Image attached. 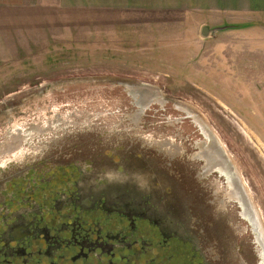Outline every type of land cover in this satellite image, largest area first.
Returning <instances> with one entry per match:
<instances>
[{
	"label": "rangeland",
	"instance_id": "374dc122",
	"mask_svg": "<svg viewBox=\"0 0 264 264\" xmlns=\"http://www.w3.org/2000/svg\"><path fill=\"white\" fill-rule=\"evenodd\" d=\"M204 19L194 13L78 9L58 0L0 2V190L19 165L9 158L2 166L7 150L17 144L14 154L22 156L32 149L30 135L18 143L11 135L49 122L57 128L50 137L59 140L63 132L78 130L77 140L86 146L77 154L114 161L109 136H118L115 123L141 103L146 106L136 132L147 139L137 145H150L141 151L147 160H136L155 166L132 172L141 189H159L153 176L163 174L166 161L153 148L161 134L173 139L180 134V140L185 138L180 149L190 151V142L194 160L216 139L264 233V29L226 28L204 37L203 26H216ZM96 112L104 128L90 124ZM61 119L63 127L56 123ZM79 123L83 132L73 130ZM34 140L53 156L75 147L50 145L40 135ZM61 159L65 163L66 155ZM103 169L88 172L102 175ZM110 174L123 179L116 171ZM159 178L173 176L154 180Z\"/></svg>",
	"mask_w": 264,
	"mask_h": 264
},
{
	"label": "flooded vegetation",
	"instance_id": "af4514ba",
	"mask_svg": "<svg viewBox=\"0 0 264 264\" xmlns=\"http://www.w3.org/2000/svg\"><path fill=\"white\" fill-rule=\"evenodd\" d=\"M145 106L140 103L115 123L118 136H109L114 161L91 158L96 153L77 154L86 146L77 140L78 130L63 132L59 140L50 137L57 128L49 122L11 135L16 143L28 135L33 142L27 141L32 149L22 156L14 154L16 144L2 157V166L9 158L19 165L0 190V264H264L258 213L216 139H210L194 160L190 142V151L180 149L185 144L180 134L174 139L173 134H161L153 148L166 161L163 174L153 176L159 189H141L132 172L155 167L136 160H147L141 151L150 145H137L147 139L136 132ZM98 112L90 124L104 128ZM56 123L63 127L62 119ZM80 123L73 130L83 132ZM37 135L48 137L50 145L63 142L66 148L69 142L75 147L53 156L35 143ZM116 139L119 143L114 144ZM120 159L125 163L118 164ZM174 161L177 164L170 163ZM82 162L85 167L91 164L88 171L103 167V174L86 172ZM113 171L123 179L110 174ZM159 175L173 178L154 180Z\"/></svg>",
	"mask_w": 264,
	"mask_h": 264
},
{
	"label": "crops",
	"instance_id": "0c3cea01",
	"mask_svg": "<svg viewBox=\"0 0 264 264\" xmlns=\"http://www.w3.org/2000/svg\"><path fill=\"white\" fill-rule=\"evenodd\" d=\"M23 0H0L18 4ZM64 7L92 10L157 11L200 14L214 27L264 29V0H58ZM208 16H205V15ZM209 26V25H208ZM204 27V26H203ZM202 27V28H203ZM202 30V29H201ZM227 30V29H220ZM219 31V30H218ZM215 36L217 35V32ZM258 41V44H263ZM264 53L263 51H260Z\"/></svg>",
	"mask_w": 264,
	"mask_h": 264
},
{
	"label": "water",
	"instance_id": "95a60500",
	"mask_svg": "<svg viewBox=\"0 0 264 264\" xmlns=\"http://www.w3.org/2000/svg\"><path fill=\"white\" fill-rule=\"evenodd\" d=\"M230 27H236V25H224V26H221V27H214V28H210L208 26H204L202 28V32L201 34L204 36V37H208L209 35H215L216 34V31L220 30V29H226V28H230Z\"/></svg>",
	"mask_w": 264,
	"mask_h": 264
}]
</instances>
